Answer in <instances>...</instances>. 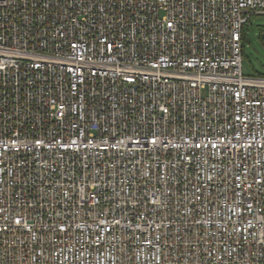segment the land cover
<instances>
[{"label":"built area","instance_id":"1","mask_svg":"<svg viewBox=\"0 0 264 264\" xmlns=\"http://www.w3.org/2000/svg\"><path fill=\"white\" fill-rule=\"evenodd\" d=\"M264 0H0V264H264Z\"/></svg>","mask_w":264,"mask_h":264},{"label":"rangeland","instance_id":"2","mask_svg":"<svg viewBox=\"0 0 264 264\" xmlns=\"http://www.w3.org/2000/svg\"><path fill=\"white\" fill-rule=\"evenodd\" d=\"M242 69L245 74L264 75V14L251 17L242 56Z\"/></svg>","mask_w":264,"mask_h":264},{"label":"trees","instance_id":"3","mask_svg":"<svg viewBox=\"0 0 264 264\" xmlns=\"http://www.w3.org/2000/svg\"><path fill=\"white\" fill-rule=\"evenodd\" d=\"M250 21L244 25L243 31H242V54H244V49L247 41V29Z\"/></svg>","mask_w":264,"mask_h":264}]
</instances>
